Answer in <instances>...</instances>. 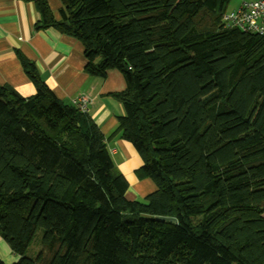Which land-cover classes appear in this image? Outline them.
I'll list each match as a JSON object with an SVG mask.
<instances>
[{
    "label": "trees",
    "instance_id": "16d2710c",
    "mask_svg": "<svg viewBox=\"0 0 264 264\" xmlns=\"http://www.w3.org/2000/svg\"><path fill=\"white\" fill-rule=\"evenodd\" d=\"M59 1L56 19L34 0L36 30L80 41L88 75H123L117 133L156 191L127 198L99 126L18 52L36 93L0 86L13 264H264V38L224 27L232 0Z\"/></svg>",
    "mask_w": 264,
    "mask_h": 264
},
{
    "label": "crops",
    "instance_id": "0c3cea01",
    "mask_svg": "<svg viewBox=\"0 0 264 264\" xmlns=\"http://www.w3.org/2000/svg\"><path fill=\"white\" fill-rule=\"evenodd\" d=\"M54 17L60 18L61 2L47 0ZM40 14L34 0H0V86H9L22 97L36 93L25 74L18 52L33 61L44 82L65 104L88 97L87 114L99 126L107 149L118 169L129 182L128 199L144 201L156 191L154 182L139 179L136 171L143 162L134 147L117 133L119 118L124 114L122 104L114 94L125 90L123 75L109 70L105 78L85 72L83 44L53 28L36 30ZM8 243L0 235V260L4 264L17 262Z\"/></svg>",
    "mask_w": 264,
    "mask_h": 264
},
{
    "label": "built area",
    "instance_id": "2783aa9c",
    "mask_svg": "<svg viewBox=\"0 0 264 264\" xmlns=\"http://www.w3.org/2000/svg\"><path fill=\"white\" fill-rule=\"evenodd\" d=\"M222 21L226 28H237L264 38V0L243 1L237 8L228 10ZM89 101L88 97L81 96L72 104L86 112Z\"/></svg>",
    "mask_w": 264,
    "mask_h": 264
},
{
    "label": "rangeland",
    "instance_id": "374dc122",
    "mask_svg": "<svg viewBox=\"0 0 264 264\" xmlns=\"http://www.w3.org/2000/svg\"><path fill=\"white\" fill-rule=\"evenodd\" d=\"M243 1H255V0H232V2L230 3V6H229V10L237 8ZM260 189H264V185H262L260 187ZM40 232H41V230H39V233ZM39 247H40V245H38L37 242L34 241L31 244L30 248L28 249V255L35 257L36 254L38 253L37 251H39Z\"/></svg>",
    "mask_w": 264,
    "mask_h": 264
},
{
    "label": "water",
    "instance_id": "95a60500",
    "mask_svg": "<svg viewBox=\"0 0 264 264\" xmlns=\"http://www.w3.org/2000/svg\"><path fill=\"white\" fill-rule=\"evenodd\" d=\"M160 220H163V221H172V222H176L175 219H172V218H159Z\"/></svg>",
    "mask_w": 264,
    "mask_h": 264
}]
</instances>
